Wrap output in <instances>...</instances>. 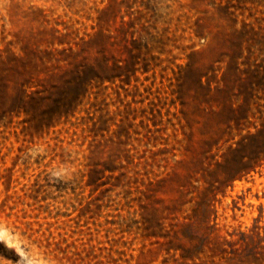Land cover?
I'll return each instance as SVG.
<instances>
[{
    "label": "rangeland",
    "instance_id": "rangeland-1",
    "mask_svg": "<svg viewBox=\"0 0 264 264\" xmlns=\"http://www.w3.org/2000/svg\"><path fill=\"white\" fill-rule=\"evenodd\" d=\"M0 235V264H264V0H0Z\"/></svg>",
    "mask_w": 264,
    "mask_h": 264
},
{
    "label": "trees",
    "instance_id": "trees-1",
    "mask_svg": "<svg viewBox=\"0 0 264 264\" xmlns=\"http://www.w3.org/2000/svg\"><path fill=\"white\" fill-rule=\"evenodd\" d=\"M70 103H71V102L66 101L65 105H66V106H69V105H71ZM94 172H95V171H94ZM91 184H92L91 182L88 183V185H91Z\"/></svg>",
    "mask_w": 264,
    "mask_h": 264
},
{
    "label": "clouds",
    "instance_id": "clouds-1",
    "mask_svg": "<svg viewBox=\"0 0 264 264\" xmlns=\"http://www.w3.org/2000/svg\"><path fill=\"white\" fill-rule=\"evenodd\" d=\"M17 251L19 252L21 258H23L24 257V253L22 251H19V249H17Z\"/></svg>",
    "mask_w": 264,
    "mask_h": 264
},
{
    "label": "snow or ice",
    "instance_id": "snow-or-ice-1",
    "mask_svg": "<svg viewBox=\"0 0 264 264\" xmlns=\"http://www.w3.org/2000/svg\"><path fill=\"white\" fill-rule=\"evenodd\" d=\"M0 238H2V235H0Z\"/></svg>",
    "mask_w": 264,
    "mask_h": 264
}]
</instances>
